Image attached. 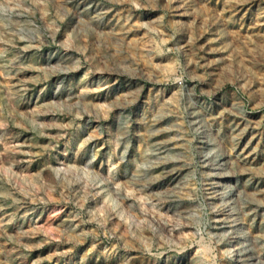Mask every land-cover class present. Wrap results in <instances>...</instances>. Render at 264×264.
I'll list each match as a JSON object with an SVG mask.
<instances>
[{"label": "rangeland", "instance_id": "rangeland-1", "mask_svg": "<svg viewBox=\"0 0 264 264\" xmlns=\"http://www.w3.org/2000/svg\"><path fill=\"white\" fill-rule=\"evenodd\" d=\"M263 218L264 0H0V264H264Z\"/></svg>", "mask_w": 264, "mask_h": 264}, {"label": "bare ground", "instance_id": "bare-ground-1", "mask_svg": "<svg viewBox=\"0 0 264 264\" xmlns=\"http://www.w3.org/2000/svg\"><path fill=\"white\" fill-rule=\"evenodd\" d=\"M236 137V136H235ZM243 137L239 136L236 137L237 143L239 144L242 141ZM170 146V145H169ZM260 227H258V229L254 230L253 232V239L256 242H260L263 238H264V218L263 220L259 223ZM234 235H232V239H239V236L237 235V232H233ZM236 250H239L236 248Z\"/></svg>", "mask_w": 264, "mask_h": 264}]
</instances>
